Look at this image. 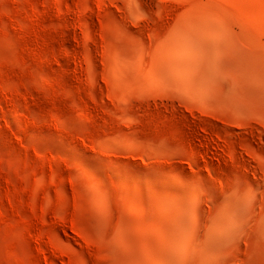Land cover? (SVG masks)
I'll return each instance as SVG.
<instances>
[{"label":"rangeland","instance_id":"374dc122","mask_svg":"<svg viewBox=\"0 0 264 264\" xmlns=\"http://www.w3.org/2000/svg\"><path fill=\"white\" fill-rule=\"evenodd\" d=\"M209 1L214 77H139ZM263 44L264 0H0V264H160V194L182 190L206 225L241 215L216 242L191 228L176 243L200 256L172 263L264 264Z\"/></svg>","mask_w":264,"mask_h":264},{"label":"bare ground","instance_id":"6f19581e","mask_svg":"<svg viewBox=\"0 0 264 264\" xmlns=\"http://www.w3.org/2000/svg\"><path fill=\"white\" fill-rule=\"evenodd\" d=\"M218 1L220 4H222L223 10H225L226 12L235 11L237 8V3L239 2V0ZM214 3L215 2L209 1L206 4V9H197L192 11V19L191 21H189L190 23H187L185 21V26L177 29L174 34L172 33L173 38L171 39V41H169V43L165 44L164 48L159 54L160 67H157V65L149 59L141 57L135 64V71L139 75V77L144 75V68L147 70V73L149 75H154L161 68L163 71L161 72L165 75L166 78L171 75V69H177L176 72H182L184 70L186 73V67H190V70L193 71V73L191 71V74L189 73L190 75L187 73L189 76L195 73V75L202 80L208 79L209 81L210 78H213L215 75V66L217 67L218 65H216L217 63L215 62L213 57V54L217 51V47L212 39L215 40L216 38L217 40V38L221 36L219 35L221 33V30L219 31L214 27L213 21H215L216 19V21H219L221 24H223L226 20V18L224 19L223 16L217 14L216 6L218 5L217 3L214 5ZM228 23H230V21L227 22V24ZM224 25L226 26V22L224 23ZM226 31L228 30L226 29ZM185 80L187 81V79ZM202 80L197 79L196 81L201 82ZM205 82L206 81H204V83ZM79 118L81 120H87V116L84 113H80ZM185 194L186 192L183 190L179 191L177 195H172L168 198H166L163 193L160 194V196L162 197V199L160 200V215L162 218V224L164 225V228L158 230L156 233L157 241L160 242L159 251L156 256H160L158 259L160 264H174L168 259L170 256H175L179 259H185L186 256H200V252L194 250H192L189 254L186 253L184 250L180 249L176 243V240L179 237L188 236L189 232H191V228L197 233L199 231L204 232V230L202 229L203 226L201 224L207 222L205 220L206 215H203L201 209V207L204 208V204L202 203V201L197 199L198 205L187 201L182 202L179 198H182ZM168 199L173 203L169 204L168 202H166ZM131 209L132 214L135 218V225L131 233L133 236L145 242L147 237V234L144 230L145 221L143 219H139L140 212L138 211V208L136 206L132 205ZM238 211L239 208L231 207L228 211L223 212L219 217H215L214 219H212V215V220L210 222L208 220V225H206V223L204 224L205 226L209 227V230L205 232L207 238L204 236L206 240H210L212 242L219 241L221 237V234L219 233L220 231H228L230 229L238 228L237 222L238 218L240 219L239 216L241 215L239 214L241 212ZM122 227L124 229H129L130 220L128 219ZM177 227L180 228V231ZM200 237H202V240L204 239L202 235ZM227 240H229V236L225 241ZM144 251L146 256H153L151 254V250H149L147 247H145ZM136 261L139 264H142L141 261H138V258L136 259Z\"/></svg>","mask_w":264,"mask_h":264}]
</instances>
